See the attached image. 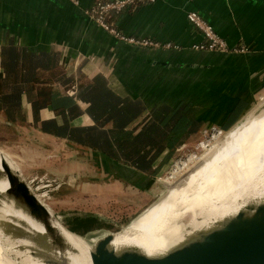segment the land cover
I'll return each instance as SVG.
<instances>
[{"label":"crops","instance_id":"1","mask_svg":"<svg viewBox=\"0 0 264 264\" xmlns=\"http://www.w3.org/2000/svg\"><path fill=\"white\" fill-rule=\"evenodd\" d=\"M93 2L0 0V146L151 194L178 142L200 127L229 129L258 102L264 0H154L114 18L125 35L170 47L111 33L89 16ZM190 10L230 49L194 48L204 37Z\"/></svg>","mask_w":264,"mask_h":264},{"label":"bare ground","instance_id":"2","mask_svg":"<svg viewBox=\"0 0 264 264\" xmlns=\"http://www.w3.org/2000/svg\"><path fill=\"white\" fill-rule=\"evenodd\" d=\"M263 100L262 96L256 104ZM255 108L236 129L217 130L213 142L221 140L219 144L200 156L183 182L167 186L134 222L116 231L110 246L115 250L136 247L148 255H161L188 238L221 226L239 212L252 214L264 204V106ZM55 220L50 218L54 227L67 229ZM94 240L81 236L64 258L41 220L18 203L0 204V250L10 264L61 260L91 264Z\"/></svg>","mask_w":264,"mask_h":264},{"label":"rangeland","instance_id":"3","mask_svg":"<svg viewBox=\"0 0 264 264\" xmlns=\"http://www.w3.org/2000/svg\"><path fill=\"white\" fill-rule=\"evenodd\" d=\"M262 96L264 97V91L258 97V102ZM256 105L254 108L264 106V100L259 105ZM238 125L239 124H236L226 130L231 131V129H236ZM218 129L219 127H200L194 129V131L186 136L184 140L178 142L174 149L173 159L153 182L154 187H152L151 194H147L131 187H126L125 183L118 185L108 183L103 184L102 177L99 174L100 171L98 172L97 169L79 166L76 171H68V167L62 165L57 156L49 155L48 149L44 151L48 153L45 161L41 158L42 160L40 163L37 160L38 150L36 152L33 151L34 155L32 158L35 159L37 164H29L22 161L27 158L19 157L21 158V165L25 175L43 176L51 181V185L46 187L41 186L39 191L43 192L46 189V193L42 194L41 197L44 202L49 205L54 216L58 214L61 215V219H64L66 214L72 215L73 212H93L104 217L102 219H96L92 226V230L87 234L96 239L108 231L116 232V230L118 231L119 229L126 227L133 219L134 222L144 210L167 191V186L173 187L174 185L183 182V180L187 178L185 176L194 168L198 160L215 148L221 141L220 140L216 143L213 142L215 138L213 136H216V134L218 135ZM201 143H204L202 145L203 147L201 146ZM33 146L34 145L32 144L31 148H33ZM1 155L2 152L0 149V158ZM191 155H193V157L187 161ZM201 155L202 157H200ZM5 156L12 167H17L15 161L7 155ZM184 161H187V163L180 168ZM0 171V191L4 193L6 187H8V181L1 168ZM46 182L45 179L43 182L41 181L39 183ZM32 183V186H34L35 181ZM11 203H17L11 196L4 193L3 196L0 197L1 205ZM55 221L61 223L57 219ZM57 228V232L63 237L65 242L64 247L56 244L57 249L61 252L64 258H68L73 245L82 235L74 233L69 229L67 230L61 227ZM47 232L49 233V231ZM115 232H113V238L111 241L118 235ZM0 264H10L1 250Z\"/></svg>","mask_w":264,"mask_h":264},{"label":"water","instance_id":"4","mask_svg":"<svg viewBox=\"0 0 264 264\" xmlns=\"http://www.w3.org/2000/svg\"><path fill=\"white\" fill-rule=\"evenodd\" d=\"M0 149V168L8 181L4 193L41 220L55 244L64 247L65 242L50 217L74 233L91 238L87 234L92 230L95 220L103 216L93 212H73L72 215L66 214L64 219L58 214L54 216L41 197L46 189L39 191L41 186L51 185V181L43 176L25 175L19 162L20 157L9 155L1 146ZM5 155L15 161L17 167H12ZM45 179L46 183H39ZM4 193L0 191V197ZM113 232L108 231L94 240L91 264H264V204L258 206L252 214L239 212L221 226L188 238L161 255H148L136 247L115 250L109 244ZM54 264L69 263L61 260Z\"/></svg>","mask_w":264,"mask_h":264},{"label":"built area","instance_id":"5","mask_svg":"<svg viewBox=\"0 0 264 264\" xmlns=\"http://www.w3.org/2000/svg\"><path fill=\"white\" fill-rule=\"evenodd\" d=\"M154 0H94L93 5L87 10L89 16L101 24L104 28L109 30L111 33L124 38L126 41L143 45V46H163L170 47V42H159L149 37H136L131 35H125L115 27L114 20L107 21L106 16L111 13L119 12L126 7L151 2ZM189 21L194 24L203 33V40L200 43L194 44L196 49H207V50H228L230 49L225 38L220 36L213 26L197 11L190 10L186 14ZM238 49H245L246 46L241 45L236 47ZM220 130V128L218 129Z\"/></svg>","mask_w":264,"mask_h":264},{"label":"trees","instance_id":"6","mask_svg":"<svg viewBox=\"0 0 264 264\" xmlns=\"http://www.w3.org/2000/svg\"><path fill=\"white\" fill-rule=\"evenodd\" d=\"M120 12V11H119ZM119 12H113V13H111L109 16H106L105 18H106V20L107 21H111V20H114V18L116 17V15L119 13Z\"/></svg>","mask_w":264,"mask_h":264}]
</instances>
